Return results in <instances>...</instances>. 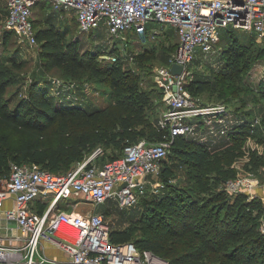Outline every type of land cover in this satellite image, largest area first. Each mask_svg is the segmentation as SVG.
Wrapping results in <instances>:
<instances>
[{"label":"built area","instance_id":"obj_1","mask_svg":"<svg viewBox=\"0 0 264 264\" xmlns=\"http://www.w3.org/2000/svg\"><path fill=\"white\" fill-rule=\"evenodd\" d=\"M40 1L43 0H5L4 29L31 47L38 45L32 8ZM45 1L54 10L72 15L80 32L105 25L110 34L125 39L128 30L139 35L157 32L148 30L151 21L167 23L174 29L177 46L168 58V65L158 70L155 79L164 106L157 126L164 134L156 142L140 139L126 145L119 157L101 163L97 162L101 152L95 151L65 174L32 164L11 163L9 175L0 177V207L7 199L13 200L5 218L16 222L21 242L4 245L0 236V264H167L131 242L113 244L111 228L103 213L78 212V201L70 203L71 211L59 209L57 203L77 194L95 207L115 198L124 208L138 202L135 191L142 197L149 190L150 194H158L163 184L157 176L177 137L194 140L210 150L222 141L232 143L234 134L245 127L243 156L247 168L228 180L223 189L229 195L246 194L248 200L259 198L258 190L264 187V165L251 169L248 155L256 149L261 155L263 150L258 144L247 143V138L255 135L261 118L248 120L231 113L223 104L203 105L186 85L195 77V71L189 69L194 53L201 50L205 54H220L222 48L217 50V46L223 29L254 34L264 45V0ZM110 59L116 61L117 57ZM174 64L182 66L178 75L171 72ZM150 176L156 180L151 181ZM47 194L53 196L49 206L42 213L33 211L31 203ZM68 229L75 231V235L68 234ZM260 231L264 234V222ZM41 241L60 248L66 260L43 254L39 248Z\"/></svg>","mask_w":264,"mask_h":264},{"label":"rangeland","instance_id":"obj_2","mask_svg":"<svg viewBox=\"0 0 264 264\" xmlns=\"http://www.w3.org/2000/svg\"><path fill=\"white\" fill-rule=\"evenodd\" d=\"M1 5L2 3H0ZM32 13L35 30L41 27H53L54 30L62 33L65 42L77 40V50L86 63L105 69L115 62L110 57L116 56V60L122 69L126 72H131L136 78L137 88L149 96L150 104L143 111L137 107H132L129 99L126 97H116L113 94L108 82L93 77L87 71H83L80 75L73 77L70 74L63 73L59 69L48 68L45 65V61L39 55L38 45L31 47L18 36L7 32L2 24L3 17L0 16V64L11 66L16 76L14 83L8 86L6 92L7 96L13 99L12 105L16 104L19 100L29 97L30 87L34 82L36 87L41 90V97L47 98L57 107L76 109V112H70L72 117L80 118L82 117L81 114H92L93 119L87 128H78L73 125L69 127L67 133L69 143L73 142L74 136L81 132H86L92 136L106 135L107 139L113 134L122 132L125 126H129L131 132L136 134L144 125H151L153 127L158 125L164 106L160 103L157 105V102H160V95L155 83L156 74L162 66L168 65V58L178 43L177 35L169 24L151 21L148 24V30L157 32L139 35L133 30H128L125 32V39H122L110 34L105 25H101L88 32H80L77 22L72 15L54 10L50 2L45 0L33 6ZM229 30L233 33L237 42L243 44L242 46H245V49L249 52L263 48V44L254 38V34L240 29ZM5 33L8 34L7 38H9L4 42L3 36ZM222 46H224L223 35H221L217 50ZM141 53L151 58L148 60L136 58ZM219 56L217 52L205 54L201 50H198L193 54V61L189 64V69L199 72L203 71L211 76L215 73V70L217 72L224 70L225 65H223ZM247 63L249 64V68L244 74V79L246 78L248 86L241 92V96L246 101L245 106H240L237 103V99L223 102L217 101L213 96L209 98V91L199 94L196 98L203 105L223 104L231 113L251 121H253L255 116L260 117L261 121L256 127L255 135L247 138V143L258 144V148L263 150L262 153L264 154V125L262 124L264 102L261 99L262 86L264 87V53L259 59L249 60ZM212 84L214 83L212 82ZM158 98L159 100L155 101ZM235 103L236 105H234ZM247 112H250V115H247ZM137 138L141 137L137 136ZM57 143L58 136L47 139L48 145H56ZM232 143L222 141L217 147H212L208 150L209 157L205 162V169H201L199 173H197L196 167L188 165V163L176 157L172 149L169 151L167 161L168 166L172 169V174L168 183L182 187L189 194L190 200H192L195 206L200 208L205 207L200 212L191 211L189 222L192 228L185 235H179L182 229L177 222H168L164 217L163 209L158 207L160 196L150 203V210L148 209V204L141 206L140 201L142 196H139L137 191L135 192L138 196V202L124 208L120 207L118 200L115 198H111L97 207L86 202L84 199H77L80 198L77 194H73L70 197V201L72 203L78 201L79 211H92L98 208L105 211L108 210L106 212V221L109 223L111 231L131 227L133 228V237L136 240L148 238L157 233H167L169 236L174 234L165 240L164 252H167L170 256H178L179 258H181L184 252L191 256L187 261H182V259L176 264H208L210 261L211 264H233L224 257V253L214 251L215 249L213 248L214 250H212L209 246L203 248L202 259L198 260L194 258L198 247L203 241L207 240L205 235H194L195 228H197L199 223L201 228V222L205 219L207 213L215 218L217 206L221 204L212 201L211 196L217 191L223 190L224 184L228 180L233 179L243 169L247 168L243 152L240 156L232 154V150L229 148L232 146ZM243 145L246 146V141ZM95 151L97 153L101 152V161L103 158H111V156L119 152V150L113 149L111 145L105 144L103 141V143L96 145L92 151L83 153L79 162H70L67 169L63 170V172H69L77 164L89 158ZM224 152H228L230 155H222L219 160L221 164L218 165V169L216 171L206 170L207 166H211L210 160L213 157L220 156L221 153L224 154ZM257 154V149L251 150L248 158L251 160ZM258 167L253 170H256ZM207 172L210 173L207 175ZM223 172L224 174H221ZM198 177L207 180L208 184L204 187L196 183L195 180ZM160 178V175L157 176L159 182L162 180ZM150 179L151 181H155L156 177L150 176ZM161 183L165 186L164 182ZM163 191L162 188L159 189L158 195L164 194L165 192ZM147 192L148 194L145 196L146 200L154 199L152 194H150L151 191ZM50 197L52 198V196ZM67 200L69 199H62V204H65ZM259 200L263 203V212L259 218L261 226L264 222V201L260 197ZM63 208L65 206H61V209ZM153 218H156V222H159L161 226L154 225L151 221ZM222 219L220 218L217 223L220 224ZM235 220L236 222L239 221ZM253 222L249 221L247 227L249 228ZM242 223L239 222L235 227L234 224H231V232L240 230ZM166 261L167 264H170L168 260Z\"/></svg>","mask_w":264,"mask_h":264},{"label":"trees","instance_id":"obj_3","mask_svg":"<svg viewBox=\"0 0 264 264\" xmlns=\"http://www.w3.org/2000/svg\"><path fill=\"white\" fill-rule=\"evenodd\" d=\"M7 35L5 33L3 36L4 42L9 38H7ZM221 35H223L224 46L221 47L219 57L225 65L224 70L219 72L215 70V73L211 76L208 73L196 70L194 80L187 84L186 88L194 97L209 91V98L213 96L217 101L223 102L237 99L240 106H245L246 101L241 96V92L248 86L246 78L244 79V74L249 68L247 62L259 59L264 53V45L263 48H258L253 53L245 49V46H242L243 44L237 42L229 29H223ZM36 39L39 55L48 68L59 69L73 77L87 71L93 77L108 82L113 94L116 97L129 99L132 107H137L143 111L150 104L149 96L137 88L136 78L131 72L123 70L117 60L105 69L86 63L77 50V40L65 42L62 33L54 30L53 27L36 29ZM136 58L148 60L151 57L141 53ZM15 79L16 76L11 66L0 64V177L9 174L11 163L19 165L32 164L53 173L65 174L63 170L67 169L70 162H79L83 153L92 151L96 145L103 143V141L105 144L111 145L113 149L119 150V152L111 158H103L102 161L98 157V163L119 157L126 145L133 144L140 139L156 142L161 140L164 134L158 126L144 125L136 134L131 132L129 126H125L122 132L113 134L107 139L106 135L92 136L86 132H81L74 136L73 142L69 143L67 139L69 127L73 125L78 128H87L93 119L92 114H81L82 117L80 118L72 117L70 112L74 113L77 111L76 109L57 107L47 98L41 97V90L36 87L34 82L30 87L29 97L12 105L13 99L9 98L6 92L8 86L14 83ZM157 91H159L160 102L158 101L159 98L155 101H158L157 105L159 103L162 105L160 90L157 89ZM261 99L264 102L263 86ZM246 114L250 115V112ZM262 119L264 125V112ZM245 133L244 127L241 128L240 132L234 134L232 146L229 147L232 154L237 156L242 154ZM55 136H58V143L48 145L47 139ZM137 136L141 138H137ZM171 149L176 157L188 163V165L196 167L197 173L201 169H205L204 165L209 157V149L205 145L191 139L177 137ZM222 155H230V153L224 152L218 157H213L210 160L211 166H207L206 170L216 171L218 165L221 164L219 160ZM262 160H264V154L253 156L249 163L251 169L264 165ZM168 165L166 158L162 162L159 174L162 178L161 182L165 184L162 188L165 193L161 194L162 196L152 194L154 199L151 200L142 197L140 203L141 206L148 204L150 210V203L160 196L158 207L163 209V215L168 222L174 221L179 224L182 229L179 235L182 236L192 228L189 222L191 211L200 212L205 207L195 206L190 200L189 194L182 187L168 183L172 174V169ZM209 173L207 172V175ZM221 174H224V172ZM195 182L204 187L208 184L207 180L201 177H198ZM211 199L221 204L217 206L215 218L207 213V216L201 222V228L200 223L195 228L194 235H205L207 240L203 241L198 247L194 258L202 259L203 248L209 246L212 250L215 249L214 251L224 253V257L233 264H264V234L261 233L259 224V218L263 212V203L259 198L248 200L246 194L229 195L223 189L213 194ZM220 218L223 219L219 224L217 221ZM235 219L239 221L236 222ZM151 221L154 225H160L159 222H156V218L151 219ZM249 221L254 222L248 228ZM239 222H243L242 228L236 232H231V224H234L235 227ZM173 235L157 233L148 238L136 240L133 237V228L127 227L123 230H112L110 240L113 244L131 242L138 249L150 251L160 258L168 260L170 264H176L182 259V261H187L191 256L186 252L183 255L181 254V258L170 256L167 252H164L165 240ZM208 264H211V261Z\"/></svg>","mask_w":264,"mask_h":264},{"label":"crops","instance_id":"obj_4","mask_svg":"<svg viewBox=\"0 0 264 264\" xmlns=\"http://www.w3.org/2000/svg\"><path fill=\"white\" fill-rule=\"evenodd\" d=\"M0 3H2V5L0 6V16L3 17L2 24H4L5 19H6V15H7L6 2H5V0H0ZM258 193H259V197L261 199H263V201H264V187H261L258 190ZM50 196H52V195L51 194H47V195L38 196L31 203L32 210L37 212V213H42V211L49 206V204L51 203V201L53 199V196H52V198ZM77 199H79V198H77ZM70 203H72L70 201V199L67 200L65 204H62V202L59 201L57 203V207L59 209H61V206H65V208H63L64 210L71 211L72 207L70 206ZM13 205H14L13 200L9 198L0 207V236L2 238L1 242L4 245H19L20 242H21V240H20L21 233H20L19 229L17 228L16 222L14 220H7L5 218V211L7 209L12 208ZM76 211L84 212V211H79L78 206L76 208ZM92 211L103 213L105 215V220H106V218H107V216H106L107 213L106 212L108 210L105 211L103 209H99L98 208L97 210H92ZM39 248H40V251L43 254H45L47 257H49L51 259H55V260H59V261L66 260V256L63 254V252L60 253V251H62V250H60V248H58L57 246H54L50 242L41 241Z\"/></svg>","mask_w":264,"mask_h":264},{"label":"water","instance_id":"obj_5","mask_svg":"<svg viewBox=\"0 0 264 264\" xmlns=\"http://www.w3.org/2000/svg\"><path fill=\"white\" fill-rule=\"evenodd\" d=\"M171 72L175 75H178L182 72V66L178 65V64H174L171 67ZM165 262L167 263V261L165 260Z\"/></svg>","mask_w":264,"mask_h":264},{"label":"bare ground","instance_id":"obj_6","mask_svg":"<svg viewBox=\"0 0 264 264\" xmlns=\"http://www.w3.org/2000/svg\"><path fill=\"white\" fill-rule=\"evenodd\" d=\"M66 232L68 233V234H70V235H75V231H72V230H66Z\"/></svg>","mask_w":264,"mask_h":264}]
</instances>
